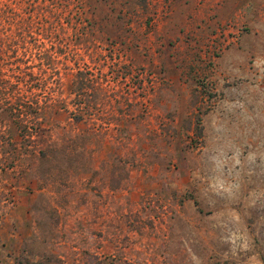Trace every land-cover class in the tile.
Here are the masks:
<instances>
[{
    "label": "rangeland",
    "instance_id": "obj_1",
    "mask_svg": "<svg viewBox=\"0 0 264 264\" xmlns=\"http://www.w3.org/2000/svg\"><path fill=\"white\" fill-rule=\"evenodd\" d=\"M0 264H264V0H0Z\"/></svg>",
    "mask_w": 264,
    "mask_h": 264
}]
</instances>
